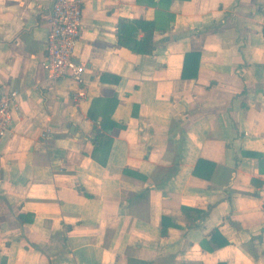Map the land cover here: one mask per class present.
Listing matches in <instances>:
<instances>
[{"label":"crops","instance_id":"obj_1","mask_svg":"<svg viewBox=\"0 0 264 264\" xmlns=\"http://www.w3.org/2000/svg\"><path fill=\"white\" fill-rule=\"evenodd\" d=\"M53 1L0 0V264H264V0H82L79 83L42 66Z\"/></svg>","mask_w":264,"mask_h":264},{"label":"built area","instance_id":"obj_2","mask_svg":"<svg viewBox=\"0 0 264 264\" xmlns=\"http://www.w3.org/2000/svg\"><path fill=\"white\" fill-rule=\"evenodd\" d=\"M82 18V0H54L47 15L49 31L44 42L43 68L51 77L70 76L78 83L82 81L84 64L73 55L79 37ZM77 95H82L77 92ZM17 90L0 95V143L10 130L11 112L18 106ZM264 221V189L261 191Z\"/></svg>","mask_w":264,"mask_h":264},{"label":"trees","instance_id":"obj_3","mask_svg":"<svg viewBox=\"0 0 264 264\" xmlns=\"http://www.w3.org/2000/svg\"><path fill=\"white\" fill-rule=\"evenodd\" d=\"M169 1L167 0V2ZM154 28L153 20L120 18L116 30L117 44L128 47L137 54H149L153 49L152 35ZM139 33H141L140 36ZM209 165L211 167L213 163ZM197 213L199 214L200 212L197 211ZM166 229V223H163L161 225V233L165 234ZM202 245L205 246V243H202ZM217 264H225V262L219 261Z\"/></svg>","mask_w":264,"mask_h":264}]
</instances>
